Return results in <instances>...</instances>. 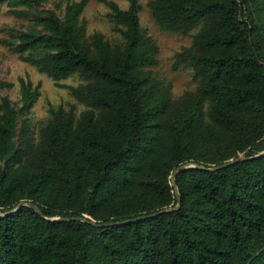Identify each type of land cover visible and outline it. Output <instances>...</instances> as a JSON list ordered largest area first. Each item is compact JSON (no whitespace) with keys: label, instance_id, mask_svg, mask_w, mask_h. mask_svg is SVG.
<instances>
[{"label":"trees","instance_id":"obj_1","mask_svg":"<svg viewBox=\"0 0 264 264\" xmlns=\"http://www.w3.org/2000/svg\"><path fill=\"white\" fill-rule=\"evenodd\" d=\"M127 1L105 2L119 33L110 41L88 35V0H67L63 16L43 0H0L27 22L14 33L19 58L55 81L79 75L67 88L86 107H51L39 142L26 121L17 141L41 84L21 77L19 102L0 96V264H264V0L149 1L161 28L198 27L175 55L198 86L178 99L152 69L160 50L139 0ZM239 156L248 159L178 172L176 193L180 166ZM21 202L41 214H7ZM163 209L111 227L56 220L121 222Z\"/></svg>","mask_w":264,"mask_h":264},{"label":"rangeland","instance_id":"obj_2","mask_svg":"<svg viewBox=\"0 0 264 264\" xmlns=\"http://www.w3.org/2000/svg\"><path fill=\"white\" fill-rule=\"evenodd\" d=\"M106 1H114L121 8L127 9V0H88V5L83 13V19L87 25L88 35L96 32L102 33L108 40H119V33L115 24L109 18L110 9ZM150 0H139V14L144 29L151 35L159 46L158 64L152 69L155 74L171 88L175 99L184 93L194 91L198 81L193 70L180 66L175 68V55L191 46L192 36L197 28L188 33L173 32L161 28L154 20L148 3ZM61 7H58V3ZM67 0H43L42 8L56 10L61 16ZM27 24L23 19H18L7 5L0 6V96H7L13 102L20 100L19 79L29 76L36 85L41 84L40 97L19 121V132L16 140L20 139L22 124L28 122L31 130V139L34 143L40 140L41 129L51 119L50 108L63 106L66 109L75 107L79 114L86 107L77 101L67 87H76L83 83L79 75H72L61 81H55L44 73H40L36 67L23 62L17 53L15 31H19ZM14 29V31H12ZM10 40L13 44L5 43ZM1 84H12V87H2ZM65 86V87H62Z\"/></svg>","mask_w":264,"mask_h":264},{"label":"water","instance_id":"obj_3","mask_svg":"<svg viewBox=\"0 0 264 264\" xmlns=\"http://www.w3.org/2000/svg\"><path fill=\"white\" fill-rule=\"evenodd\" d=\"M263 153H261L260 155H263ZM248 159V157H245V156H239L238 158L236 159H233L231 161H228V162H225L221 165H217V166H213V167H205L204 165L202 164H193V163H189V164H184L182 166H180L176 172L172 175L171 179H172V185L177 193V183H176V175L178 172L182 171V170H188V169H199V170H204V171H211V172H215V171H218V170H221V169H224L228 166H231L239 161H243V160H246ZM30 207L32 209H34L36 212L40 213V210L38 207H36L34 204L32 203H28V202H21L16 209L12 210L11 212H8L7 214H10L12 212H16L18 210H20L21 208L23 207ZM180 208V205H177L175 207V209H179ZM167 210L166 209H163V210H160L158 212H155L153 214H149V215H143V216H138V217H135V218H132L130 220H127V221H121V222H109V223H96L92 220H89V219H86V218H82V217H66V218H58L56 220L58 221H82V222H86L88 224H92V225H95V226H98V227H111V226H119V225H126V224H131V223H135V222H139V221H142V220H145L147 218H152V217H155V216H158L164 212H166Z\"/></svg>","mask_w":264,"mask_h":264}]
</instances>
